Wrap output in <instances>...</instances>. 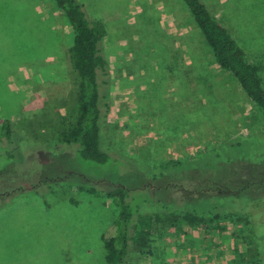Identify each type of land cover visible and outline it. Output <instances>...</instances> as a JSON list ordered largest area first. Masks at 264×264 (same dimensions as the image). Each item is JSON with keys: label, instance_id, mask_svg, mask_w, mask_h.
<instances>
[{"label": "rangeland", "instance_id": "rangeland-1", "mask_svg": "<svg viewBox=\"0 0 264 264\" xmlns=\"http://www.w3.org/2000/svg\"><path fill=\"white\" fill-rule=\"evenodd\" d=\"M79 1L107 28L102 93L110 109L101 145L111 160L85 161L39 143L56 136L76 105L73 31L54 0H0V125L14 120L18 147L11 159L0 144V264H106L102 236L114 229L115 205L80 192V178L121 185L133 206L161 212L148 241L132 246L129 264H264V122L216 64L183 1ZM204 1L264 81V0ZM218 149L214 159L237 168L204 171L203 158L180 172L161 168ZM54 177H65L61 189L40 186ZM229 181L246 182L242 200H206ZM252 200V212L216 233L179 217L198 204L244 210Z\"/></svg>", "mask_w": 264, "mask_h": 264}, {"label": "trees", "instance_id": "trees-1", "mask_svg": "<svg viewBox=\"0 0 264 264\" xmlns=\"http://www.w3.org/2000/svg\"><path fill=\"white\" fill-rule=\"evenodd\" d=\"M54 1L58 9L66 16L73 31V45L69 48L68 55L70 64L77 73L79 87L74 111L63 121L60 131L53 138L39 143L47 150L53 147L52 152L71 149L82 160L105 164L111 160L109 151L103 150L101 145L104 119L110 109L106 101L108 96L102 93L103 86H109L107 60L102 49L107 28L101 21L91 20L79 0ZM182 1L208 44L216 64L236 79L264 122V81L260 67L249 60L245 50L233 38L228 28L222 25L204 0ZM15 124L14 120L4 118L0 125V144L10 148L11 159H15L18 149L14 140L17 130ZM235 144L232 142L224 146L230 148ZM218 151L220 150H212L193 159L175 162L169 167L162 165L161 168H173L175 172H180L184 165L195 166L196 160L200 161L203 158L204 171L210 169L220 175L219 169L222 170L223 165L234 168L236 163L225 161L224 164L220 159H214ZM224 177L232 178L231 174ZM67 178L79 179L74 174H69ZM79 180L85 181L78 186L80 192L99 198H109L115 205L114 229L102 236L106 264H129L132 246L142 245L148 241L152 236L154 223L161 220V212L133 206L130 202V190L121 185L101 188L86 179ZM65 181V177H54L41 182L40 186L45 185L49 191H54L61 189ZM230 183L232 185L223 183L222 187H216L214 196L206 200L212 197L230 198L231 201V197H235L237 200H242L244 196L241 194L249 188L246 182L243 181L240 186L234 185L233 181ZM226 204L227 201L205 210H202L198 204L190 211L181 210L179 217L190 225L205 223L210 231L216 233L218 230L225 229L222 225L226 224V220L230 217L246 215L256 208L253 206L254 200L251 201L249 208L246 207L244 210H235L234 202L231 208ZM219 205L221 207H218ZM254 239L258 241L260 238L254 237ZM256 246L258 247L257 242ZM257 259L260 260L259 253H257Z\"/></svg>", "mask_w": 264, "mask_h": 264}]
</instances>
